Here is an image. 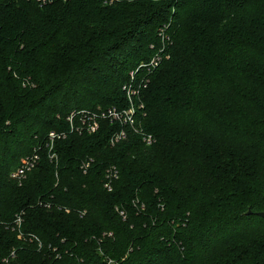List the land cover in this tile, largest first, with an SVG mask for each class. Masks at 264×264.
Masks as SVG:
<instances>
[{
	"label": "trees",
	"instance_id": "1",
	"mask_svg": "<svg viewBox=\"0 0 264 264\" xmlns=\"http://www.w3.org/2000/svg\"><path fill=\"white\" fill-rule=\"evenodd\" d=\"M130 105L149 146L107 120L75 131ZM263 211L264 0H0V263L97 262L107 232L121 264H264Z\"/></svg>",
	"mask_w": 264,
	"mask_h": 264
},
{
	"label": "built area",
	"instance_id": "2",
	"mask_svg": "<svg viewBox=\"0 0 264 264\" xmlns=\"http://www.w3.org/2000/svg\"><path fill=\"white\" fill-rule=\"evenodd\" d=\"M160 62H161V56L157 53L149 61L148 64L140 65L139 68L135 72L130 73V79H131L130 82L132 83V81L134 80V75L139 69H144L145 71L150 73L159 66ZM131 83L129 85L123 87V90L126 93V97L130 103H131L133 97L138 96L139 88L141 87V85L139 84L135 89V88H133ZM139 109L142 110V105L138 106V110ZM136 112H137V109L135 107H133L132 105H130L129 108L123 109V110H116L115 108H111V109H107L104 111H98V112H87V111L86 112H80L78 114L80 124L76 130L72 126V120H73L74 115H75L74 112L69 115V117L67 118V121L70 124L71 132H73V130H75L76 132H78L80 134L82 132H85L87 134L95 133L96 131H98L100 121L107 120L110 123L116 122L122 126L128 127L134 133L140 135L143 142L145 143V145L149 146L154 142V140L150 135H146L141 131L139 124L137 122ZM54 137H55V135L53 133L49 134L50 140L54 139ZM125 137H126L125 131L120 130L119 132L115 133L111 137L109 144L111 146H114L119 141L125 139ZM57 138H59V137H57ZM36 160H37L36 156L22 159L20 166L15 171H13L11 173V175H10L11 179L15 180L20 185L22 180L25 179L27 173H29L33 169L34 163L36 162ZM87 167H88V164H84L81 166V169H83L85 171L87 169ZM107 177L108 178H110V177L116 178V172H114L113 170L109 171ZM106 187H108V186L106 185ZM120 215L122 216V213ZM22 223H23L22 214H19V215L15 216L14 221L11 224V230L17 233V239L21 240L23 242H28L29 244L33 245V247L36 248L38 252L43 251L44 250L43 243L41 242V240L37 236H35L33 234H24L21 231ZM109 238H112V234L104 232L101 235V237L97 239V244H98L97 251H98V254L100 257L99 261L93 262V263H85V262H83V260L80 259V260H78V264H121V262L124 261L126 256H124L120 260H115V259H112L109 256H107L101 249L102 244H103V240L109 239ZM92 239H95V237H92ZM61 243L64 244V240H62ZM46 251L49 254V257L53 261L61 260V258L64 256L72 257V254H70V251L67 248H62V247L59 248L57 246H55V247L49 246L46 249ZM15 257H16L15 251L13 250L8 254L7 257H5L1 260L0 264H10L11 261H13L15 259Z\"/></svg>",
	"mask_w": 264,
	"mask_h": 264
},
{
	"label": "water",
	"instance_id": "3",
	"mask_svg": "<svg viewBox=\"0 0 264 264\" xmlns=\"http://www.w3.org/2000/svg\"><path fill=\"white\" fill-rule=\"evenodd\" d=\"M250 214H251V211L248 210L247 215H250ZM255 215H256L257 217H260V218L264 219V211H263V212L255 213Z\"/></svg>",
	"mask_w": 264,
	"mask_h": 264
}]
</instances>
